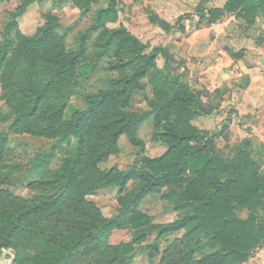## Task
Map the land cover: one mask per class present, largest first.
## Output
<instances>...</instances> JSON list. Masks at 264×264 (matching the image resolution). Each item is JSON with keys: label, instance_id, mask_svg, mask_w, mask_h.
<instances>
[{"label": "trees", "instance_id": "trees-1", "mask_svg": "<svg viewBox=\"0 0 264 264\" xmlns=\"http://www.w3.org/2000/svg\"><path fill=\"white\" fill-rule=\"evenodd\" d=\"M96 1L54 0L56 5L78 3L86 10ZM26 7L27 3L22 12ZM227 13L253 23L259 14H264V0H226L223 6L211 8L201 0L197 7L198 22L206 26L216 24ZM116 15L114 0L97 10L93 30L98 37L91 61L86 60L85 42L79 43L71 55L63 56L64 38L56 35L59 25L55 20L41 28L37 39L24 41L28 48L23 53L24 61L19 62L11 57L14 51L21 54L23 42L17 45L10 36L14 22L6 27L5 43L0 49V74L11 88L9 99L19 106L11 128L31 126L34 132L58 135L73 147L64 157L62 172L55 173L59 186L51 194L16 196L2 189L6 181L0 177V258L7 248H36L33 255L18 253L13 264H77L89 246L98 255L95 264H125L135 251V244L145 242L151 234H156L150 243L155 252L162 236L184 230L191 251L182 264H244L250 252L264 241V145L256 146L251 138H245L233 147V158H226L216 142L221 131L210 132L193 123L199 116L211 115L216 108L204 102L187 83L163 79L156 64L160 48L145 55L147 45L126 27L109 28L108 21ZM150 21L166 31L174 28L156 14L150 15ZM109 56L117 58L114 68L119 71L137 63L141 66L133 75L108 77L104 88L88 95L85 109L68 110L70 97L78 93L79 78L88 79L95 74L99 63ZM40 58L49 62L50 69L42 79L35 80L33 66ZM144 78L154 84L156 97L148 101L149 110L141 116L125 114L121 109L136 89L145 87ZM115 104L109 126L117 125L107 137L96 125ZM150 117L157 135L167 144L166 152L160 157H145L138 169L116 175L113 181L109 179L120 190L134 177L141 181L114 217L95 218L79 209L83 204L72 196L90 194L102 178L108 177L104 173L91 175L87 183H81L84 171L96 168L99 162L117 153L118 137ZM109 126L105 128L109 130ZM132 136L134 143L139 144ZM6 138L7 132H1L0 151ZM55 155L56 146L41 153L32 172L44 177ZM154 193L180 212L177 220L154 225L152 218L139 210L141 201ZM245 210L248 217L239 218L237 212ZM66 217L76 221H67ZM48 221L56 226L42 229L41 223ZM123 223L136 231L135 236L131 242L112 245V231ZM61 224L66 226L61 229ZM206 247L213 252L194 259Z\"/></svg>", "mask_w": 264, "mask_h": 264}, {"label": "rangeland", "instance_id": "rangeland-1", "mask_svg": "<svg viewBox=\"0 0 264 264\" xmlns=\"http://www.w3.org/2000/svg\"><path fill=\"white\" fill-rule=\"evenodd\" d=\"M201 0H114L117 15L111 18L107 26L118 28L124 26L128 31L147 45L144 54L147 55L153 48L159 47V56L156 60L158 69L162 70L163 79L166 81H179L187 83L203 100L211 103L210 106L221 110L224 103V95L230 93L231 99L238 95V65L241 61L248 68L257 69L263 74L261 86L264 89V14H259L253 23L235 13H227L216 24L206 26L198 22L197 7ZM226 0H205L207 8L221 7ZM27 7L22 12L24 4ZM109 0L92 2L86 10L80 4L66 2L56 5L54 0H0V49L5 43L6 27L11 23V38L17 45L20 41L21 54L13 53L12 59L24 61L23 53L28 48L25 40L37 39L41 28L48 22L57 20L58 28L56 35L64 38V55H71L79 43H87L86 60L94 59L95 41L98 37L93 28L95 27L96 12L100 8H106ZM156 14L170 25L173 30L166 31L158 24L150 21V15ZM183 26L185 29L180 28ZM117 58L109 56L99 63L97 72L88 79L80 77L78 93L69 99L68 110L87 107V99L90 94H97L99 89L106 86L108 77H120L135 74L141 64L137 63L127 67L123 71L114 68ZM232 61V62H231ZM33 76L35 80L42 79L44 73H48L50 66L42 58L35 60ZM213 67L211 78L205 77L204 73ZM222 69L229 70L234 74L225 75ZM233 70V71H232ZM20 71V70H17ZM218 71H220L218 73ZM206 79V80H205ZM207 81V82H205ZM145 84L143 89H136L132 99L121 110L125 114L141 116L149 110L148 101L157 95V90L148 78L142 79ZM249 76L245 77L243 89L247 88ZM162 84V82H161ZM229 84V86H228ZM161 86V85H160ZM210 87V88H208ZM11 88L6 85L5 79L0 74V133L7 132V138L2 143L0 151V177L6 183L2 189L16 196L31 198L40 194H51L56 191L59 183L56 182L55 173H61L64 157L67 156L73 145L60 139L58 135H43L41 131L34 132L31 126L12 129L11 125L19 111L18 103L8 97ZM235 91V95L232 96ZM264 92V90H263ZM233 98V99H234ZM103 113L102 119L98 120L96 129L110 136L117 124L109 126V120L114 114L113 109ZM225 106V115L217 114L202 116L196 122L199 126L210 128L208 131H221L216 137L218 150L228 159L233 158V147L240 143L238 134L231 131L238 122L234 121V110ZM112 111V112H111ZM109 126V130L105 128ZM111 125V124H110ZM232 132V133H231ZM138 139L135 144L133 136ZM259 144H256L258 146ZM56 146V155L47 166V174L40 178L31 168L38 156ZM117 153L109 155L99 162L94 169H86L81 175V183H87L91 175L108 174L102 178L93 192L90 194H74L72 198L83 204L79 209L94 217L110 219L118 214L126 197L140 185V179H130L124 188L110 184L111 179L129 170H136L143 165L145 157H160L167 150V144L159 137L150 117L136 127L129 129L118 137L116 143ZM90 178V177H89ZM139 210L149 215L154 225L171 223L180 217V212L166 200L161 199L160 194L146 196L139 205ZM75 211V210H74ZM248 211H238L237 216L241 219L248 217ZM72 220L70 217L65 218ZM42 229L53 225L54 222H42ZM66 224H61L62 229ZM48 231V230H47ZM3 233V224L0 222V237ZM136 231L128 224L123 223L120 228L112 231L109 242L118 245L122 242H131ZM184 230L168 233L159 240L158 250L152 252L150 243L156 234L141 244H135V251L129 256L125 264H182L191 251L187 244ZM208 242V240H206ZM36 248H7L0 258V264H13L17 254H36ZM210 247L204 248L194 255L199 260L212 253ZM83 260L77 264H95L96 255L88 246L84 248ZM244 264H264V241L253 249Z\"/></svg>", "mask_w": 264, "mask_h": 264}, {"label": "crops", "instance_id": "crops-1", "mask_svg": "<svg viewBox=\"0 0 264 264\" xmlns=\"http://www.w3.org/2000/svg\"><path fill=\"white\" fill-rule=\"evenodd\" d=\"M233 67L238 68V88L234 89L237 90L238 95L236 98L233 97L234 99H231L230 93L226 92L224 95V103L221 107V115L227 117L224 111V105L230 106V108L234 110L231 116L234 117V121L238 122L236 127L232 126L231 131L236 133V135L238 134L240 142L245 138H251L255 144L264 145V89L260 81L263 78V74L258 73L256 68H248L246 64L241 61L238 62V65H234ZM213 70L214 68L210 67L205 71V77L211 78ZM219 72L220 71H218V73ZM221 72L225 75L229 73L234 74L226 69H222ZM246 76H249V83L247 88L243 89L242 86L244 85ZM232 94V96H234L235 91ZM204 102L207 103V100H204ZM221 110L214 109L211 115L217 114ZM201 117L202 116L197 117L193 123L201 129L209 130L210 128L208 127L196 124L197 120Z\"/></svg>", "mask_w": 264, "mask_h": 264}]
</instances>
